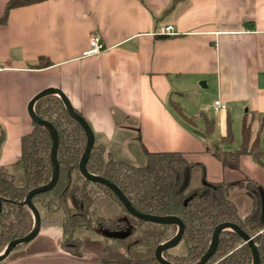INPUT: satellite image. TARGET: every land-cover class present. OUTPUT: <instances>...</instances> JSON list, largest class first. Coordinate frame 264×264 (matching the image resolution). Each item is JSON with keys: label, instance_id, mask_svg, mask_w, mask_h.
<instances>
[{"label": "crops", "instance_id": "0c3cea01", "mask_svg": "<svg viewBox=\"0 0 264 264\" xmlns=\"http://www.w3.org/2000/svg\"><path fill=\"white\" fill-rule=\"evenodd\" d=\"M8 1L0 0V17ZM173 1L46 0L12 9L0 25V164L22 181L14 169L33 127L28 105L55 88L116 161L144 165L147 152H180L197 175L204 169L203 182H254L264 209V166L250 154L237 165L214 155L239 149L245 121L264 152V0H182L171 8ZM167 26L173 34L163 33ZM91 35L105 50L84 58ZM216 101L227 108L215 111ZM228 128L232 145L221 143ZM240 190L250 210L246 188L235 187L231 199ZM76 238L81 248L69 250L59 227L41 228L0 264H124L126 241L92 232Z\"/></svg>", "mask_w": 264, "mask_h": 264}, {"label": "trees", "instance_id": "16d2710c", "mask_svg": "<svg viewBox=\"0 0 264 264\" xmlns=\"http://www.w3.org/2000/svg\"><path fill=\"white\" fill-rule=\"evenodd\" d=\"M43 1L46 0H9L0 17V25L7 21L12 9ZM179 1L182 0H174L171 8ZM174 108L186 118L178 106ZM35 113L51 123L59 135L57 161L60 173L57 184L32 199L41 216V228L59 227L62 245L69 250L81 248L76 238L79 228L85 227L96 235L129 232L124 238H114L126 241L127 256L119 262L159 264L154 258L155 249L176 235L177 226L157 225L134 218L111 188L82 176L79 164L87 144L86 133L59 97L48 95L39 99L35 104ZM187 120L193 123L192 118ZM211 125L213 130L214 124ZM250 131L245 121L239 149L215 151L214 155L224 165L228 162L237 165L241 155L250 154L264 166V152L256 149L259 134L251 143ZM2 142L3 134L0 148ZM221 143H234L230 128ZM20 146L19 164L23 177L20 184L16 183L15 175L0 164V197L4 200L0 213V254L10 242L24 238L32 231L34 215L22 203L31 190L48 184L52 178L53 140L50 134L33 123L32 129L22 135ZM146 156V164L142 166L116 161L103 145L95 143L86 167L90 173L115 184L138 212L181 219L185 225L182 241L186 252L175 255L164 251L165 259L173 264H195L207 252L215 228L228 222L253 236L261 264H264L263 197L254 182L213 183L205 179L201 186L191 188L194 165L182 153L147 152ZM239 186L246 188L252 200L245 216H241L238 206L231 199L232 191ZM139 231L143 235H137ZM138 247H145L149 254L140 255L137 259ZM206 264H253L252 249L236 232L227 230L220 233L216 252Z\"/></svg>", "mask_w": 264, "mask_h": 264}, {"label": "water", "instance_id": "95a60500", "mask_svg": "<svg viewBox=\"0 0 264 264\" xmlns=\"http://www.w3.org/2000/svg\"><path fill=\"white\" fill-rule=\"evenodd\" d=\"M48 95H55L59 97L63 101L68 113L72 116V118H74L76 121L79 122V124L82 126V128L84 129L86 133L87 144H86L85 150L83 152V156L79 164L80 173L82 174V176L91 182L105 184L109 188H111L116 193L119 200L123 203L128 213L134 218L138 220H143L145 222H149L152 224H157V225L171 224V225L177 226L178 230H177L176 235L171 240L160 244L155 249V252H154V258L159 264H173L172 262L168 261L167 259L163 257V252L169 251L170 249L176 247L182 241L183 233L185 230L184 223L181 221V219H179L176 216H154V215H147V214L138 212L131 205L130 201L123 194V192L115 184L111 183L110 181L100 176L94 175L87 170L86 164L90 157L92 148L95 144V136H94L93 130L91 129L87 120L75 110V108L72 106L69 99L60 90L55 89V88H49V89L43 90L42 92L37 94L28 105V113L33 123L45 129L50 134L53 140V146H52V151H51V163H52V171H53L52 178L48 184L42 185L40 187H37L31 190L26 196L22 205L27 206L31 209L34 215V220H35L34 227L32 231L24 238L17 239V240L10 242L7 245L5 251L2 254H0V261L4 260L18 246L25 245L31 242L32 240H34L38 236L39 232L41 231V216H40L39 210L36 208V206L32 202V199L37 194L44 193V192L51 190L57 184V181L59 179L60 170H59V163L57 161L59 135L51 123H49L46 120L40 119L35 113L36 102L39 99L45 96H48ZM3 202L4 200L0 197V213L2 210ZM227 230L236 232L243 239L244 243L248 244L251 247L252 255H253V264H261L260 253L258 251L257 246L254 243V238L250 236L249 234H247L246 232H244L239 226L233 223H228V222L221 223L215 228L213 235H212L211 244L207 252L195 264H206L208 262V260L216 252V249L219 243L220 233L227 231ZM105 234L106 236L111 237V238H124L129 235V232H114V233L105 232Z\"/></svg>", "mask_w": 264, "mask_h": 264}, {"label": "rangeland", "instance_id": "374dc122", "mask_svg": "<svg viewBox=\"0 0 264 264\" xmlns=\"http://www.w3.org/2000/svg\"><path fill=\"white\" fill-rule=\"evenodd\" d=\"M233 132H234V136L236 138V141H239L241 139V123L240 122H236L234 125H233ZM211 141V144H212V139L210 140ZM126 162H130V161H127L126 159L124 160ZM131 164H135L136 166L138 165H143V162L142 161H139V160H135V163H131ZM17 167H15L14 170H19L21 168L20 164H16ZM194 177L192 179V182H191V188H195V187H199L201 186L204 182H203V178H202V174L205 172L204 169L203 171L201 170L200 171V174L197 175V172L196 171V168L197 167H194ZM16 177V183L17 184H20L21 183V180L20 178L18 177V175L15 176ZM241 192V193H240ZM234 201L236 202L237 206H238V209H239V212L241 214V216H244L248 213L249 210H247V208L249 209V205H250V199L249 197L247 196V194L244 192V191H238L237 193H235V196H234ZM81 228H79V230L77 231V236L81 235L82 233H85V232H90L89 230H86V229H82L80 230ZM83 230H86V231H83ZM139 236L143 235V233L141 231L138 232ZM84 243V241H83ZM85 244V243H84ZM86 245V244H85ZM25 246V245H23ZM137 252L139 253V257L140 255L144 256V255H148L149 253H147V250L145 247H138L137 249ZM140 250V251H139ZM172 253L174 254H184L186 252V245L183 241H181L176 247L172 248ZM126 257V256H124ZM139 257H137V259H139ZM128 258V257H127ZM124 264H131V263H128V262H123Z\"/></svg>", "mask_w": 264, "mask_h": 264}, {"label": "built area", "instance_id": "2783aa9c", "mask_svg": "<svg viewBox=\"0 0 264 264\" xmlns=\"http://www.w3.org/2000/svg\"><path fill=\"white\" fill-rule=\"evenodd\" d=\"M173 26H167L163 29V33L167 35L173 34ZM105 50L104 44L101 41L99 37L96 35H91L90 37V47L82 52V57H92V56H97L101 54ZM209 107V106H207ZM213 108L215 111L218 110H225L227 108L226 105L222 104L221 101H216L213 105Z\"/></svg>", "mask_w": 264, "mask_h": 264}, {"label": "flooded vegetation", "instance_id": "af4514ba", "mask_svg": "<svg viewBox=\"0 0 264 264\" xmlns=\"http://www.w3.org/2000/svg\"><path fill=\"white\" fill-rule=\"evenodd\" d=\"M253 237V236H252Z\"/></svg>", "mask_w": 264, "mask_h": 264}]
</instances>
